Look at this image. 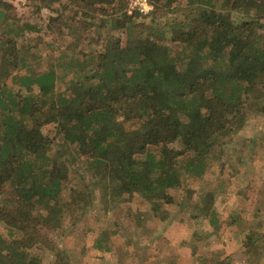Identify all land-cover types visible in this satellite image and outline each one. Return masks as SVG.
<instances>
[{"label": "trees", "instance_id": "16d2710c", "mask_svg": "<svg viewBox=\"0 0 264 264\" xmlns=\"http://www.w3.org/2000/svg\"><path fill=\"white\" fill-rule=\"evenodd\" d=\"M47 1L59 2L49 29L75 37V29L98 27L97 40L86 39L69 62L63 54L39 70L28 51L20 53L25 28L13 26L12 4L0 0V225L9 230L0 236V264H45L44 249L56 255L50 264H69L49 245V233L66 235L65 221L87 198L93 204L97 180L113 185L112 198L108 190L98 194L106 211L114 196L138 193L164 227L176 210H164L166 203L198 206V217L216 223L215 193L186 190L183 177L202 178L216 164L252 165L255 138L239 133L252 115H264V0H150L155 11L126 5L115 15L109 6L116 0ZM21 67L26 73L17 78L12 70ZM10 75L21 90L8 87ZM63 76L69 80L60 88ZM83 160L93 175L80 172L72 181V167ZM244 173L248 191L260 196L264 169ZM180 188L186 194L178 199L171 190ZM234 217L243 231L239 253L260 262L264 222L245 208ZM122 250L117 263L133 256ZM233 257L216 254L215 263L244 264Z\"/></svg>", "mask_w": 264, "mask_h": 264}, {"label": "rangeland", "instance_id": "374dc122", "mask_svg": "<svg viewBox=\"0 0 264 264\" xmlns=\"http://www.w3.org/2000/svg\"><path fill=\"white\" fill-rule=\"evenodd\" d=\"M7 1L12 4L10 7L11 14L19 19L17 24L15 23L13 26L17 27L18 25L25 28L24 37L18 43L20 53L26 54L28 51L27 56L34 62H39V64H35V67L39 70L47 68V63L50 61L58 62V58L63 54L66 57L61 60L66 63L69 62L73 54L78 53V48H85L86 39L89 40L92 46H95L97 40L95 32L98 27L94 31L88 32L75 29L73 31L75 37H69L65 34L59 35L57 29H49L51 11L58 6L59 2H53L51 4L52 8L47 6L49 3L47 0ZM62 1L66 2V0ZM130 2L131 0H116L115 3L109 6L110 11L115 15L122 6L128 5L130 9ZM5 29L6 31L12 30L3 27L4 32ZM1 34L3 33L1 32ZM14 69L12 74L16 75L17 78L26 73L24 67L15 71ZM59 80L62 81L58 86L64 88L69 77L63 76V79ZM5 81L13 91L23 88L20 80L13 79L12 75ZM239 135L246 138H255L257 144L253 153L252 165L247 166L248 159L247 165L241 163L233 169L222 170L216 164L202 178L183 177L182 187H185L186 190L189 188L215 193L213 206L218 214L216 223H212L209 217H198L201 214L198 206L189 205L188 208L179 209L178 203H175V205L166 203L164 210L167 212H172L174 208L176 210L171 213L175 216V219L164 227L166 222L162 221L160 217L154 218L147 214L149 205L138 193L132 197L114 196L115 200L111 199L109 211H106L104 209L105 204L98 199V194L108 190V197L112 198L114 195L113 185H110L106 180H97V183H94L98 187V194L92 199L93 204L89 203L88 198L85 203L83 201V205L88 206V208L82 205L74 218L71 219L70 217L65 221L66 235L62 236L59 230L50 232L49 239L52 240V244L49 245L55 246L56 250L66 256L70 261L69 264H137L136 262L141 259L146 264H216V254L220 253L231 254L234 259L240 260L244 264L264 262V257L259 262L249 254L245 253L246 256H242L239 253L238 249L242 244L243 231H241L240 225L231 224V221L235 220L234 214L239 212L240 208H245V212H251L252 218L256 219L259 217L255 214L257 210L260 211L262 215L259 219L264 222V183L261 185L262 194L258 196L259 191H257V188L255 191L254 187L253 189L250 187V191H248L245 182L249 176L244 173L246 170L258 169V167L260 170L264 169V143L261 144L260 141H264V115H252ZM87 168H90V166H88L86 160L78 162L72 167L71 180L75 181L80 172L85 173L86 179L90 180L93 170ZM234 174H238L239 177L234 179ZM258 181L255 184H259ZM171 193L178 199L186 194L184 189L181 188L171 190ZM178 209L179 212L176 213ZM196 213L197 215H195ZM73 221L75 225H73ZM262 230H264V225ZM134 232L141 235L142 238L133 239ZM8 234L9 230L1 224L0 236L7 237ZM155 236L156 238L153 240L150 239ZM191 238L193 242L195 239L202 242L198 243L199 249L195 254L192 253L193 242ZM225 240L226 244L223 243ZM149 242L150 244H148ZM100 245L104 247L99 248ZM124 246H127L130 252H133V256L127 258L126 261L117 263L114 254L116 255L120 251L125 252L122 250ZM107 247L110 248L109 251ZM40 254L44 257L45 264H50L56 257L49 249L41 250Z\"/></svg>", "mask_w": 264, "mask_h": 264}, {"label": "built area", "instance_id": "2783aa9c", "mask_svg": "<svg viewBox=\"0 0 264 264\" xmlns=\"http://www.w3.org/2000/svg\"><path fill=\"white\" fill-rule=\"evenodd\" d=\"M154 9L153 3L150 0H131L130 11L138 10L143 14H147Z\"/></svg>", "mask_w": 264, "mask_h": 264}]
</instances>
